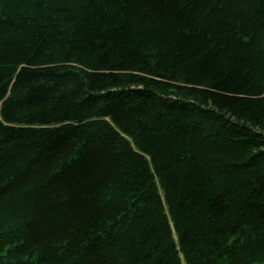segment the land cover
<instances>
[{"label":"trees","instance_id":"16d2710c","mask_svg":"<svg viewBox=\"0 0 264 264\" xmlns=\"http://www.w3.org/2000/svg\"><path fill=\"white\" fill-rule=\"evenodd\" d=\"M0 264H264V0H0Z\"/></svg>","mask_w":264,"mask_h":264}]
</instances>
